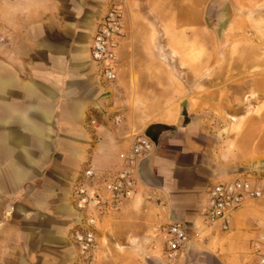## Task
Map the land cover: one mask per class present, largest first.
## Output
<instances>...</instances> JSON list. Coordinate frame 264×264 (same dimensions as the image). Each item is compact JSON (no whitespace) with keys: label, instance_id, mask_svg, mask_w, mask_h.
Listing matches in <instances>:
<instances>
[{"label":"crops","instance_id":"obj_1","mask_svg":"<svg viewBox=\"0 0 264 264\" xmlns=\"http://www.w3.org/2000/svg\"><path fill=\"white\" fill-rule=\"evenodd\" d=\"M161 2L0 0V264H75L73 190L84 184L106 197L103 182L147 129L158 142L137 163L135 194L98 214L92 264H256L264 196L231 212L226 229L205 208L213 185L249 179L257 166L240 170L264 151L245 147L238 157L231 138L221 156L220 133L194 111L203 106V21L184 26L187 18L161 14ZM114 6L125 13L108 81L90 49ZM173 30L191 31L195 48L173 53ZM253 185L264 190V180ZM172 222L199 234L175 254L165 247Z\"/></svg>","mask_w":264,"mask_h":264},{"label":"rangeland","instance_id":"obj_2","mask_svg":"<svg viewBox=\"0 0 264 264\" xmlns=\"http://www.w3.org/2000/svg\"><path fill=\"white\" fill-rule=\"evenodd\" d=\"M160 1L161 14L187 18L184 26L190 27L197 17L203 21L200 45L205 86L201 89L203 106L198 110L195 107L194 111L203 116L199 120L203 126L220 133L221 156L233 145L238 157L245 147L264 151V0H157ZM114 7L122 19L125 12ZM175 26L173 23V29ZM187 35L188 38L172 31L173 53L185 51L186 47L189 51L195 48L191 31ZM179 57L173 55V65ZM183 57L192 62L196 56ZM198 58L201 60V56ZM231 138H235L233 145L230 142L224 146ZM211 153L215 152H207L209 157ZM254 166L258 169L249 172L252 175L249 180L253 183L264 180V159L254 161L240 173Z\"/></svg>","mask_w":264,"mask_h":264},{"label":"built area","instance_id":"obj_3","mask_svg":"<svg viewBox=\"0 0 264 264\" xmlns=\"http://www.w3.org/2000/svg\"><path fill=\"white\" fill-rule=\"evenodd\" d=\"M122 35L121 14L115 8H109L99 22L91 42L90 57L94 65L101 67V75L108 81L116 77V48ZM153 149L151 140L145 136L132 139L130 151L122 155L125 168L109 180L103 182L106 197L95 188L80 184L73 190V206L77 223L72 228L71 242L77 250L75 264H92L96 246L97 216L106 207L107 201L115 202L121 198H131L137 191V163ZM83 176L92 179V170H85ZM264 196V190L253 185L246 178L220 182L208 191L205 216L209 222L223 221L222 228L227 227V216L238 209L247 200H256ZM165 247L170 254H175L198 233H189L179 222H172L165 230ZM256 264H264V237L254 245Z\"/></svg>","mask_w":264,"mask_h":264},{"label":"water","instance_id":"obj_4","mask_svg":"<svg viewBox=\"0 0 264 264\" xmlns=\"http://www.w3.org/2000/svg\"><path fill=\"white\" fill-rule=\"evenodd\" d=\"M145 137L149 138L154 144H157L158 142V136L152 132H150V129H147L144 133Z\"/></svg>","mask_w":264,"mask_h":264},{"label":"trees","instance_id":"obj_5","mask_svg":"<svg viewBox=\"0 0 264 264\" xmlns=\"http://www.w3.org/2000/svg\"><path fill=\"white\" fill-rule=\"evenodd\" d=\"M183 116H184V124H186L187 121H188V119L186 118V114H185V112H183Z\"/></svg>","mask_w":264,"mask_h":264}]
</instances>
